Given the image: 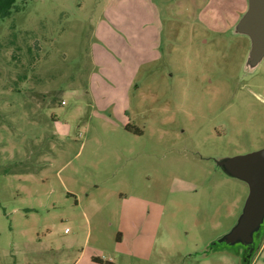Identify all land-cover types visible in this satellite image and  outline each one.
I'll return each mask as SVG.
<instances>
[{
  "label": "rangeland",
  "instance_id": "1",
  "mask_svg": "<svg viewBox=\"0 0 264 264\" xmlns=\"http://www.w3.org/2000/svg\"><path fill=\"white\" fill-rule=\"evenodd\" d=\"M19 4L0 19V264H264V222L228 239L250 187L221 165L264 149L248 1Z\"/></svg>",
  "mask_w": 264,
  "mask_h": 264
},
{
  "label": "water",
  "instance_id": "2",
  "mask_svg": "<svg viewBox=\"0 0 264 264\" xmlns=\"http://www.w3.org/2000/svg\"><path fill=\"white\" fill-rule=\"evenodd\" d=\"M236 31L250 35L257 45L264 46V0H249L248 9L237 23ZM221 165H224L227 174L249 183L250 194L243 216L228 237L229 240L236 238L249 244L264 222V149L222 161Z\"/></svg>",
  "mask_w": 264,
  "mask_h": 264
},
{
  "label": "trees",
  "instance_id": "3",
  "mask_svg": "<svg viewBox=\"0 0 264 264\" xmlns=\"http://www.w3.org/2000/svg\"><path fill=\"white\" fill-rule=\"evenodd\" d=\"M27 0H0V19H4L6 17L11 16L13 13L19 10L21 2H25ZM16 34V33H14ZM25 75L22 76L24 78ZM130 127L128 126V128ZM131 130V129H130ZM140 132V131H138ZM93 259L97 261V263H107L109 264V261H104L102 258H98L97 256H94Z\"/></svg>",
  "mask_w": 264,
  "mask_h": 264
},
{
  "label": "crops",
  "instance_id": "4",
  "mask_svg": "<svg viewBox=\"0 0 264 264\" xmlns=\"http://www.w3.org/2000/svg\"><path fill=\"white\" fill-rule=\"evenodd\" d=\"M127 196V195H126ZM128 197V196H127ZM137 200L140 199V197L136 198ZM122 239H120L121 242ZM94 256H97V254L94 252L93 254H87L86 250H84L83 252H81L78 257L76 258V260L74 261V264H107V263H97V261H95L93 259ZM98 258H101L99 256H97ZM118 259H104L102 258L104 261H109V264H121L120 258L118 256H116Z\"/></svg>",
  "mask_w": 264,
  "mask_h": 264
},
{
  "label": "flooded vegetation",
  "instance_id": "5",
  "mask_svg": "<svg viewBox=\"0 0 264 264\" xmlns=\"http://www.w3.org/2000/svg\"><path fill=\"white\" fill-rule=\"evenodd\" d=\"M247 1H248V5H249V0H247ZM248 5H247V7H246L245 11L243 12V14L240 16V18H239V20H238V22H237V23H239V22H240L241 18L243 17V15L245 14V12L247 11V9H248ZM237 23H235V24H234V26H235V25H237Z\"/></svg>",
  "mask_w": 264,
  "mask_h": 264
}]
</instances>
